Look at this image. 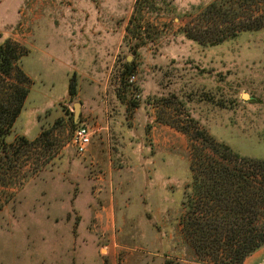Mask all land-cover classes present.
I'll return each instance as SVG.
<instances>
[{"label": "rangeland", "instance_id": "rangeland-1", "mask_svg": "<svg viewBox=\"0 0 264 264\" xmlns=\"http://www.w3.org/2000/svg\"><path fill=\"white\" fill-rule=\"evenodd\" d=\"M235 1L0 0V44H32L19 64L31 84L16 133L35 124L36 113L46 122L36 111L41 73L55 75L54 99H61L64 73L71 81L83 60L90 64L87 50L102 47L96 85L74 77L75 95L36 141L11 132L4 140L0 264H207L180 231L190 180L182 130L204 131L264 162V26L216 44L190 39L185 29L208 28L210 39L215 25L235 31L264 13V0ZM213 3L218 8L203 16ZM73 39L86 44L84 56ZM83 122L94 130L93 157L71 144Z\"/></svg>", "mask_w": 264, "mask_h": 264}, {"label": "trees", "instance_id": "trees-1", "mask_svg": "<svg viewBox=\"0 0 264 264\" xmlns=\"http://www.w3.org/2000/svg\"><path fill=\"white\" fill-rule=\"evenodd\" d=\"M243 1L247 0L235 2ZM218 6L211 4L202 15H211ZM263 26L264 13H254L235 31L215 25L209 31L210 39L203 35L208 28L193 32L186 27L185 32L199 43L216 44L238 32L257 31ZM26 53L16 41L6 39L0 44V149L29 93L31 80L19 65ZM68 95H75L74 77ZM182 132L190 145V180L183 191L181 234L197 261L242 264L264 247V162L240 157L204 131L196 130L195 135Z\"/></svg>", "mask_w": 264, "mask_h": 264}, {"label": "crops", "instance_id": "crops-1", "mask_svg": "<svg viewBox=\"0 0 264 264\" xmlns=\"http://www.w3.org/2000/svg\"><path fill=\"white\" fill-rule=\"evenodd\" d=\"M69 40H71V39H69ZM73 40H74L73 42H77L78 43L77 51L78 52L82 51V56H84L83 52H84V50H86V44L84 42H82V41H76V39H73ZM19 44L23 48H27L29 46L31 47V45H32V44H30V43H28L26 41H23V42L20 41ZM72 45L74 46V43ZM96 46L97 47L100 46L99 48H101V51H102V47H101V45L99 43ZM87 52H88V54H87ZM87 52L85 53L84 58H86L88 60V63H90V64L86 65L85 64L86 60H83L81 63L79 62L80 63V70L77 71V72H74L73 75H74L75 79L77 78V82L80 81V79L83 80V77L85 75L91 77V80H87V82H86L88 84L87 86H91V85H94V84L96 85L97 82L94 79H97V77L101 76L100 75V72H101L100 71V67H98V65L96 64L98 62L97 56H98V54L100 52H99V49L98 48L95 49V47L89 48V51L87 50ZM78 57H79V55H78ZM22 70H23V68H22ZM85 70H88V71L85 72ZM24 73L28 76V74L25 71H24ZM41 75H42V79H43L42 83H44V84H42L43 85V95H42V99L40 101H38L37 104H36V106H37L36 107L37 108L36 111H41V113H43V114L45 113L44 117H45V121L46 122L44 124L41 123V122H38V119L41 116H40V113H36L33 116L34 120H33L32 124L35 122V120H36V123L33 124L32 126L22 128L19 133H16L14 131L15 126L13 125V128L11 130V135H10V136L13 135V138L18 136V137L24 138L25 140H28V141H32V140H35L36 138H38V136L40 135L41 131L43 130L42 127L50 125L51 122H52L53 116L54 115L55 116L59 115L60 103L68 95V87H69L68 81L70 82V80H68V78H69L68 75L69 74L67 72L64 73V76H65L64 77L65 96L62 97L61 99H57V100L54 99V93H53L54 89H55V87H54V84H55L54 80L55 79H54L53 76H55V75H52V73H50L48 71H43V73H41ZM28 77L31 80V77L30 76H28ZM75 79H74V81H75ZM61 85H62V82H61ZM82 90L83 89H77V95L75 97H79V93ZM83 91H88V89L85 88ZM90 91H92V90H90ZM27 100H28V97H27ZM51 107H52V110L50 111ZM79 107H80V105H79ZM84 107H85L84 104L81 105L82 112H83V110H85ZM87 109L90 112V114H93L92 111L94 112V110H92V108L87 107ZM19 118L20 117L17 118V120L15 121L14 124H16V122L18 121ZM95 150L96 149H95L94 144H93V145L89 146L87 153L91 157H93L92 154H93V152ZM242 264H264V247L259 249L255 253L251 254L247 258H245V260L243 261Z\"/></svg>", "mask_w": 264, "mask_h": 264}, {"label": "built area", "instance_id": "built-area-1", "mask_svg": "<svg viewBox=\"0 0 264 264\" xmlns=\"http://www.w3.org/2000/svg\"><path fill=\"white\" fill-rule=\"evenodd\" d=\"M93 135L94 130L84 122L76 126L72 134L71 144L77 155L84 156L87 153Z\"/></svg>", "mask_w": 264, "mask_h": 264}, {"label": "water", "instance_id": "water-1", "mask_svg": "<svg viewBox=\"0 0 264 264\" xmlns=\"http://www.w3.org/2000/svg\"><path fill=\"white\" fill-rule=\"evenodd\" d=\"M79 116V104L74 105V118L78 119Z\"/></svg>", "mask_w": 264, "mask_h": 264}, {"label": "bare ground", "instance_id": "bare-ground-1", "mask_svg": "<svg viewBox=\"0 0 264 264\" xmlns=\"http://www.w3.org/2000/svg\"><path fill=\"white\" fill-rule=\"evenodd\" d=\"M244 98H246V95H244Z\"/></svg>", "mask_w": 264, "mask_h": 264}]
</instances>
